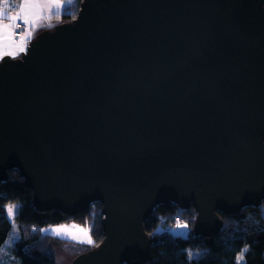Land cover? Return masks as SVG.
I'll use <instances>...</instances> for the list:
<instances>
[{
	"label": "water",
	"instance_id": "obj_1",
	"mask_svg": "<svg viewBox=\"0 0 264 264\" xmlns=\"http://www.w3.org/2000/svg\"><path fill=\"white\" fill-rule=\"evenodd\" d=\"M43 210L103 205L105 238L71 264L146 261L147 218L264 202V0H84L0 60V183Z\"/></svg>",
	"mask_w": 264,
	"mask_h": 264
},
{
	"label": "trees",
	"instance_id": "obj_2",
	"mask_svg": "<svg viewBox=\"0 0 264 264\" xmlns=\"http://www.w3.org/2000/svg\"><path fill=\"white\" fill-rule=\"evenodd\" d=\"M83 1L66 4L59 19L64 22L76 18ZM20 3L21 0H9L13 7ZM8 204L19 205L14 220L8 217ZM221 216L220 232L199 235L194 230L197 212L193 205L183 208L173 202L161 204L145 222V229L153 240L149 258L124 264H237V256L245 248L243 264H264V202ZM86 221L91 226L92 239L99 245L105 238L100 202L75 215L58 209H40L34 202L33 189L17 169H12L8 179L0 183V264H56L54 253L63 240L41 229L66 222L83 227ZM178 221L188 224L186 235L171 230ZM13 233L10 246L4 247ZM87 246L83 252L95 247Z\"/></svg>",
	"mask_w": 264,
	"mask_h": 264
},
{
	"label": "snow or ice",
	"instance_id": "obj_3",
	"mask_svg": "<svg viewBox=\"0 0 264 264\" xmlns=\"http://www.w3.org/2000/svg\"><path fill=\"white\" fill-rule=\"evenodd\" d=\"M46 3V4H55L56 7V15L59 18L60 11L65 7V5H71L74 3V0H21V3L18 7H13L9 4V0H2L0 2V60H3L6 56H11L13 59L16 58V55L5 52L3 49V36L6 28H13V25H5L3 23L4 19H10L15 21V27L13 29V35H20L23 37L21 41L20 51H26V43L27 41L34 35V31H28L29 28L31 29H38L41 27H53L51 23L43 24L40 21L43 20L42 15H37L32 10L35 9L38 5ZM6 8L11 9L12 11L16 12V15L13 16L6 11ZM51 19V17H49ZM20 29L21 31L17 32L16 30ZM7 214L9 219L14 220L16 216V210L18 209V204H8L7 206ZM180 222L178 221V224ZM183 228H187L188 224L183 223L180 225ZM66 229H77L79 232L84 234L83 239L72 236L71 239L74 243L84 244L87 243L90 246L99 247L98 244L92 239L91 233V226L88 222H85V226H80L75 223L71 225H62L59 229H51L57 236H60ZM36 229H33L35 231ZM41 231H49V229H41ZM247 252V248L241 250L240 254L237 256V264H243L244 261V254Z\"/></svg>",
	"mask_w": 264,
	"mask_h": 264
},
{
	"label": "crops",
	"instance_id": "obj_4",
	"mask_svg": "<svg viewBox=\"0 0 264 264\" xmlns=\"http://www.w3.org/2000/svg\"><path fill=\"white\" fill-rule=\"evenodd\" d=\"M56 7L57 6L55 4L42 3V4L38 5L32 11L34 13H36L37 15H42L43 16V20L40 21L41 23H43V24L51 23L53 25V27H54L56 24L61 22V20L57 18ZM64 8L60 11V14L64 11ZM6 11L8 13H10L11 15H13V16L16 15V12L12 11L11 9L6 8ZM49 17H51V19H49ZM3 23L5 25H13V28H6L5 29L4 36H3V49H4V51L12 53V50L14 49V44L18 43V42H14V40H13V29L15 27V23L16 22L13 21V20L5 18ZM53 27H50V29L53 28ZM48 28L49 27H41V28H38V29L29 28L28 31H34V35L27 41L28 44L30 43V41L32 39H34L37 36V34L40 31H42L44 29H48ZM22 39L19 41V43L22 41ZM46 233H48L50 235H54V236L57 237V235L54 232L47 231ZM69 234H72L73 236H77V237H81L82 236V238H83V235H84L83 233L79 232V230H77V229H66L60 236H58V238L65 239V240H70L69 237H67V236H70ZM71 241H73V240H71ZM76 244L78 245V247H80V245H88L86 243H84V244L76 243Z\"/></svg>",
	"mask_w": 264,
	"mask_h": 264
},
{
	"label": "rangeland",
	"instance_id": "obj_5",
	"mask_svg": "<svg viewBox=\"0 0 264 264\" xmlns=\"http://www.w3.org/2000/svg\"><path fill=\"white\" fill-rule=\"evenodd\" d=\"M27 46H28V42L26 43V48H27ZM20 47H21V42L14 44V49L12 50V54H14L16 56L20 55L21 54ZM73 223L74 222H72V223L66 222V223H62V224L49 225V226L44 227L43 229H49V232H50L51 229H59L60 226H62V225H71ZM181 224H183V223H180L177 226L171 227V230L176 232V233L186 235L187 231H188V227L183 228L180 226ZM69 235L70 236H67V237H69L70 240L62 239L63 240L62 244L60 245V247H57V249L55 250L54 257H55L56 264H71L72 261L74 260V258L77 256V254H80L81 252H83V248L88 247L87 245H80V247H78V245L76 243L71 241L72 240L71 236H73V235L72 234H69ZM14 236H15V234L13 233L11 235V237L8 239V241L4 247L8 248L10 246V244H11L10 242L13 240ZM79 238L83 239L85 237L83 235V238H82V236Z\"/></svg>",
	"mask_w": 264,
	"mask_h": 264
},
{
	"label": "built area",
	"instance_id": "obj_6",
	"mask_svg": "<svg viewBox=\"0 0 264 264\" xmlns=\"http://www.w3.org/2000/svg\"><path fill=\"white\" fill-rule=\"evenodd\" d=\"M17 32L21 31L20 29L16 30ZM23 37L20 35H13L14 42H19Z\"/></svg>",
	"mask_w": 264,
	"mask_h": 264
},
{
	"label": "bare ground",
	"instance_id": "obj_7",
	"mask_svg": "<svg viewBox=\"0 0 264 264\" xmlns=\"http://www.w3.org/2000/svg\"><path fill=\"white\" fill-rule=\"evenodd\" d=\"M60 23H62V21Z\"/></svg>",
	"mask_w": 264,
	"mask_h": 264
}]
</instances>
